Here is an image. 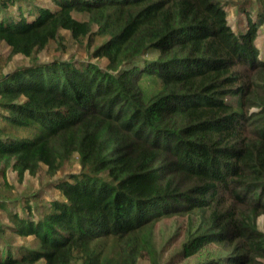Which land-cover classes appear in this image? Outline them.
<instances>
[{
    "label": "trees",
    "instance_id": "1",
    "mask_svg": "<svg viewBox=\"0 0 264 264\" xmlns=\"http://www.w3.org/2000/svg\"><path fill=\"white\" fill-rule=\"evenodd\" d=\"M262 2L0 0L10 54L34 58L66 30L103 59L0 77V173L80 166L59 198L1 201L0 264H264Z\"/></svg>",
    "mask_w": 264,
    "mask_h": 264
},
{
    "label": "rangeland",
    "instance_id": "2",
    "mask_svg": "<svg viewBox=\"0 0 264 264\" xmlns=\"http://www.w3.org/2000/svg\"><path fill=\"white\" fill-rule=\"evenodd\" d=\"M43 4L49 3V0H34ZM264 8V2L260 4ZM229 19L233 22L238 16L237 10L234 7L229 9ZM62 37L58 40L51 41L49 45L38 52L34 58L23 57L21 55H12L9 53V48L4 42H0V77L5 73H10L17 67L30 64L33 59L39 61H51L56 58H68L73 55L91 60L92 62L103 63V59L90 58L92 46L87 48L85 41L77 42L70 33L66 30L61 31ZM147 56H155L154 51H149ZM77 159L73 157L64 167L63 171H59L56 175L50 177L45 172L43 166L35 175L24 173L21 178H18L15 172L10 168L5 172V175L0 173V203L5 201L7 206L22 212V205L26 198L30 199L31 205L44 204L51 197L59 198V191L53 188L59 177H63L69 173H74L79 170ZM9 223L7 217L0 210V224ZM169 222H162L156 233L155 242L158 247H161L166 241L168 235L165 233ZM258 225L260 228L264 226L263 216L258 217ZM10 242L13 244L35 245V241L31 236L21 237L13 233L8 235ZM176 247L172 246L165 252L164 260L168 259L174 253ZM35 264H44L42 260H38ZM137 264H150L149 259L140 258Z\"/></svg>",
    "mask_w": 264,
    "mask_h": 264
}]
</instances>
